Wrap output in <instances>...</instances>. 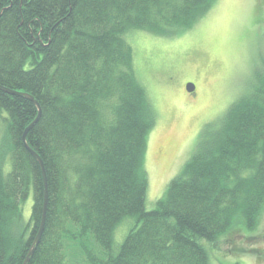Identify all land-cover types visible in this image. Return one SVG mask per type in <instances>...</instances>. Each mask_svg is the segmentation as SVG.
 I'll return each instance as SVG.
<instances>
[{"label": "trees", "instance_id": "1", "mask_svg": "<svg viewBox=\"0 0 264 264\" xmlns=\"http://www.w3.org/2000/svg\"><path fill=\"white\" fill-rule=\"evenodd\" d=\"M213 2L0 0V85L32 95L41 109L26 142L42 160L48 200L27 264H75L68 241L89 264H210L235 216L256 228L264 210V68L218 125L203 126L165 196L145 209L156 111L125 36L181 34ZM37 113L31 100L0 90V264L23 263L42 215V170L22 142ZM125 219L133 223L113 250ZM88 236L103 256L91 254Z\"/></svg>", "mask_w": 264, "mask_h": 264}, {"label": "rangeland", "instance_id": "2", "mask_svg": "<svg viewBox=\"0 0 264 264\" xmlns=\"http://www.w3.org/2000/svg\"><path fill=\"white\" fill-rule=\"evenodd\" d=\"M133 64L156 111L144 157L148 187L145 209L165 196L169 180L191 156L204 125L215 127L233 102L248 93L264 68V0H214L193 27L173 36L132 30L125 36ZM187 82L195 92H186ZM2 125L0 124V134ZM31 197L23 205L28 215ZM125 219L113 233V250L132 225ZM91 254L103 256L91 236ZM75 264H89L77 242L68 241ZM264 264V210L254 229L241 216L210 249V264Z\"/></svg>", "mask_w": 264, "mask_h": 264}, {"label": "water", "instance_id": "3", "mask_svg": "<svg viewBox=\"0 0 264 264\" xmlns=\"http://www.w3.org/2000/svg\"><path fill=\"white\" fill-rule=\"evenodd\" d=\"M185 89H186V92L193 94L194 91H195V84L193 82H187L186 85H185ZM0 90L5 91L7 93L18 94V95H22V96L26 97L27 99L31 100L35 104V106L37 107V111H38L37 116L35 117V119L24 129L23 134H22V142H23L25 148L30 152V154L40 164V167H41V170H42V175H43L44 187H45L43 206H42V215H41L40 223H39V226H38V230H37V233L35 235L34 241L31 244L30 249H29L28 253L26 254V257H25V259H24V261L22 263V264H27L28 261L30 260L31 256H32V253L34 252L35 247L38 245V243L40 241V238L42 236L43 230H44L45 219H46V210H47V200H48L47 187H46V176H45V171H44V166H43L42 160H41L40 156L34 150H32V148L26 142V134L29 131V129L34 125V123H36L37 120L39 119V116H40V113H41V109H40V106H39L38 102L30 94L16 92V91H13V90L8 89V88H6L4 86H1V85H0Z\"/></svg>", "mask_w": 264, "mask_h": 264}, {"label": "flooded vegetation", "instance_id": "4", "mask_svg": "<svg viewBox=\"0 0 264 264\" xmlns=\"http://www.w3.org/2000/svg\"><path fill=\"white\" fill-rule=\"evenodd\" d=\"M196 88V87H195ZM195 92V91H194Z\"/></svg>", "mask_w": 264, "mask_h": 264}, {"label": "bare ground", "instance_id": "5", "mask_svg": "<svg viewBox=\"0 0 264 264\" xmlns=\"http://www.w3.org/2000/svg\"><path fill=\"white\" fill-rule=\"evenodd\" d=\"M121 224V223H120Z\"/></svg>", "mask_w": 264, "mask_h": 264}]
</instances>
